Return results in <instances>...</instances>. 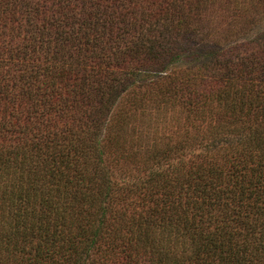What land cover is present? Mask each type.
I'll list each match as a JSON object with an SVG mask.
<instances>
[{
    "label": "trees",
    "instance_id": "1",
    "mask_svg": "<svg viewBox=\"0 0 264 264\" xmlns=\"http://www.w3.org/2000/svg\"><path fill=\"white\" fill-rule=\"evenodd\" d=\"M0 264H264V0H0Z\"/></svg>",
    "mask_w": 264,
    "mask_h": 264
},
{
    "label": "rangeland",
    "instance_id": "2",
    "mask_svg": "<svg viewBox=\"0 0 264 264\" xmlns=\"http://www.w3.org/2000/svg\"><path fill=\"white\" fill-rule=\"evenodd\" d=\"M194 42H197V39L195 38Z\"/></svg>",
    "mask_w": 264,
    "mask_h": 264
}]
</instances>
